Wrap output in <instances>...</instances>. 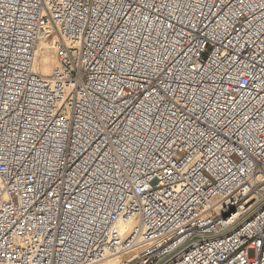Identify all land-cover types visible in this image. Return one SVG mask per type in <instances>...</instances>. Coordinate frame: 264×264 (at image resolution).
I'll use <instances>...</instances> for the list:
<instances>
[{
  "label": "built area",
  "instance_id": "1",
  "mask_svg": "<svg viewBox=\"0 0 264 264\" xmlns=\"http://www.w3.org/2000/svg\"><path fill=\"white\" fill-rule=\"evenodd\" d=\"M116 257L264 264V0H0V264Z\"/></svg>",
  "mask_w": 264,
  "mask_h": 264
},
{
  "label": "bare ground",
  "instance_id": "2",
  "mask_svg": "<svg viewBox=\"0 0 264 264\" xmlns=\"http://www.w3.org/2000/svg\"><path fill=\"white\" fill-rule=\"evenodd\" d=\"M45 35L40 38V46L35 56L34 70L42 75H48L52 71V67L55 65L56 59L54 56L48 55L49 45L44 41ZM120 257L106 260L101 264H119Z\"/></svg>",
  "mask_w": 264,
  "mask_h": 264
},
{
  "label": "rangeland",
  "instance_id": "3",
  "mask_svg": "<svg viewBox=\"0 0 264 264\" xmlns=\"http://www.w3.org/2000/svg\"><path fill=\"white\" fill-rule=\"evenodd\" d=\"M48 55H50V56H53V54H52V52L49 50L48 51ZM55 57V56H54ZM56 65H57V63H55V65L52 67V69L54 68V67H56ZM49 75V74H48ZM44 76H47V75H44Z\"/></svg>",
  "mask_w": 264,
  "mask_h": 264
}]
</instances>
